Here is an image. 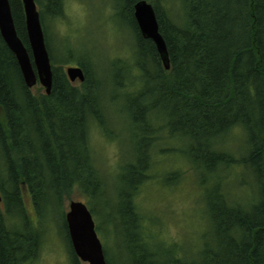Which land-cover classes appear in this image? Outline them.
I'll use <instances>...</instances> for the list:
<instances>
[{
  "label": "trees",
  "instance_id": "obj_1",
  "mask_svg": "<svg viewBox=\"0 0 264 264\" xmlns=\"http://www.w3.org/2000/svg\"><path fill=\"white\" fill-rule=\"evenodd\" d=\"M8 1L30 54L22 2ZM41 1L50 95L25 85L0 35V264H34L47 222L63 226L71 264H79L66 206L76 191L97 203L110 186L91 130L106 133L113 102H121L127 126L138 134L130 160L117 169V202L106 213L109 222H121L108 235L126 249L121 264H264V0H144L154 9L169 70L134 20L133 7L143 0H118L134 38L129 59L111 63L112 81L73 50L64 60L54 56L44 22L62 16L64 0ZM66 64L82 68L85 81L71 83ZM169 140L185 145L161 144ZM178 153L201 178L196 184L207 228L188 252L147 229L136 203L157 156ZM180 178L179 171L164 180ZM101 228L108 232L107 224Z\"/></svg>",
  "mask_w": 264,
  "mask_h": 264
},
{
  "label": "rangeland",
  "instance_id": "obj_2",
  "mask_svg": "<svg viewBox=\"0 0 264 264\" xmlns=\"http://www.w3.org/2000/svg\"><path fill=\"white\" fill-rule=\"evenodd\" d=\"M63 4L62 16L56 19L46 16L44 22L54 56L64 60L68 58L69 50H73L80 59L90 58L99 64L108 81H112L111 63L116 59H129L134 38L133 24L122 13L123 3L118 0H64ZM40 6H37L39 12L43 11ZM76 66L61 65L63 71ZM37 88L43 89L40 85ZM120 106L121 102L110 103L107 112L110 124L106 125L108 126L106 133L103 134L98 127L91 130V144L98 168L105 175L111 174L110 186L104 190L105 194L97 203L85 201L86 198L78 191L71 200L85 203L92 212L97 235L111 264H121L126 249L120 245L121 240L116 239L117 242H114L112 237L109 238L116 225L121 222L118 219L116 222H109L106 213L111 212L110 201H114L113 206L117 202L115 200L116 186L119 184L116 179L117 169L121 163L130 160L137 141L134 136H138L130 126H127L126 114ZM161 144H168L169 148L176 150L182 149L185 145L179 140L161 141ZM156 159L158 167L155 171L153 169L151 180L142 186L136 199L139 212L147 229L153 234L160 233L163 240L176 243L185 250L184 252H188L193 250L192 244L207 233L201 202L203 189L200 188L199 191L196 184V182L199 184L201 178L197 177L196 172L179 153L157 156ZM180 165H183L181 167L184 169H181ZM179 171L180 179L170 182L164 180L167 175ZM70 202H67L66 213ZM37 224L40 225L35 220V226H38ZM105 224L108 232L102 231L101 227H105ZM42 226L45 228L43 233L45 242L40 257L34 264H71L70 245L62 234L63 226H52L48 222ZM79 264L86 263L79 261Z\"/></svg>",
  "mask_w": 264,
  "mask_h": 264
},
{
  "label": "water",
  "instance_id": "obj_3",
  "mask_svg": "<svg viewBox=\"0 0 264 264\" xmlns=\"http://www.w3.org/2000/svg\"><path fill=\"white\" fill-rule=\"evenodd\" d=\"M30 54L19 39L8 0H0V35L15 56L25 85L33 89L40 85L46 95L52 90V65L46 47L44 31L36 0H21ZM133 16L141 36L151 40L166 70L170 68L168 52L154 9L147 1L133 7ZM65 73L71 83L85 81L82 68L68 67ZM66 224L73 251L79 261L86 264H107L103 245L97 235L96 225L89 208L81 201H71L66 213Z\"/></svg>",
  "mask_w": 264,
  "mask_h": 264
}]
</instances>
